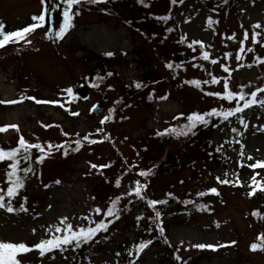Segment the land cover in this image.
<instances>
[{
	"label": "rangeland",
	"instance_id": "obj_1",
	"mask_svg": "<svg viewBox=\"0 0 264 264\" xmlns=\"http://www.w3.org/2000/svg\"><path fill=\"white\" fill-rule=\"evenodd\" d=\"M48 3L0 0V22L13 28L39 14ZM234 9V13L225 12L222 0H177L175 4L171 0H145L144 4L138 0L89 4L85 0L73 18V27L61 38L45 36L43 30L49 27L46 12L44 26L27 35L29 43L0 47V77L7 78L2 88L13 87L18 100V108L0 103V127L9 126L0 131L1 147L14 145L21 136L30 143H41L45 151L74 135L94 140L74 156H62L58 147L51 149L41 171L12 197L15 211L0 208V240L36 243L54 235L46 231L47 226L59 224L64 217L74 228L97 222L108 195L127 193L131 183L142 180L140 171L162 157L168 137L157 135L158 130L185 123L186 114L192 111L235 106L237 98L229 101L223 95H202L192 85L181 84L171 76L166 62L178 69L195 60L185 74L179 69V76L217 77L216 83H210V93H223L225 79L230 91H240L242 85L249 99L251 92L264 88V0H237ZM52 12L55 27L62 17L59 9ZM165 15L169 19H158ZM257 22L260 26L254 27ZM245 31L248 38L241 50ZM254 31L260 34L256 43L252 41ZM202 50L209 54L207 60L200 55ZM109 52L113 55L105 54ZM82 84H91L86 98H79L74 89L71 94L65 91ZM256 98L264 99V91L257 92ZM94 104L102 108L100 113L91 112ZM178 113L185 116L174 120ZM104 116L110 118L101 124ZM207 119V124L193 129L188 142L200 161L199 177L187 168L172 171L158 179L157 187L142 189L141 204L150 207L147 200L154 191L159 195L171 190L177 196L184 192L193 198L202 192L208 196L209 209L195 213L185 224H162L151 216L170 258L180 264H264V227L258 228L249 213L256 189L264 192V167L249 166L264 161V104L245 108L227 120ZM4 165L0 161V172ZM217 177L230 182L220 183ZM210 187L217 192H207ZM21 204L27 211L21 210ZM138 205L131 209L132 214L140 212ZM97 206L102 209L99 215L93 211ZM154 212L151 206L150 213ZM140 232L122 220L115 222L110 238L79 264H120L121 250L136 241ZM260 234L261 249H251ZM200 243L217 247H195ZM160 251L156 244L144 247L140 264H167ZM18 259L21 264H72L61 251L41 256L33 249L18 254Z\"/></svg>",
	"mask_w": 264,
	"mask_h": 264
},
{
	"label": "snow or ice",
	"instance_id": "obj_2",
	"mask_svg": "<svg viewBox=\"0 0 264 264\" xmlns=\"http://www.w3.org/2000/svg\"><path fill=\"white\" fill-rule=\"evenodd\" d=\"M89 4H99L104 2V0H86ZM138 2L144 4L145 0H138ZM177 0H171V3L175 4ZM40 3L42 6L45 5V0H40ZM85 3V0H49V3L46 7H42L39 14H34L31 17L32 22L28 23L26 26L16 28L15 30H9L5 31V25L3 22H0V47H3L9 43H16L23 41L25 44L29 43V41L26 39L27 35L35 30L38 27H43L45 24V15L47 12V22L49 24V27L47 28V31L45 32V36L54 35L57 39L61 38L70 28L73 27V18L75 15L79 14L80 6ZM147 6V5H145ZM75 8V10H74ZM52 9H59V15L62 17V19L59 21L57 26H53L54 16ZM101 11H107V9H100ZM158 19L167 20L169 17L167 15L158 17ZM208 22L211 23V17H208ZM259 22L254 27H259ZM259 33L253 32L252 33V41L253 43H256L259 37ZM248 38V32H244V39L240 41L241 44V50L243 49L244 40ZM183 39V37L181 38ZM193 43L196 44H202L201 41H193ZM264 46V45H262ZM251 50V49H249ZM106 55H113V53H105ZM200 55L207 60L209 58V54L206 51H201ZM227 53L225 54V57H227ZM239 50L237 52V59H239ZM215 62V61H213ZM166 67L172 68L173 64L171 62H166ZM221 67H224L227 71L230 70L227 69L226 65H221ZM96 79H100V77H96ZM217 77L213 76L211 80H206L204 83H216ZM187 83L194 84L199 86V82L196 80H190L187 81ZM136 87H141V84L139 82L135 83ZM111 87V86H110ZM68 94L72 93V88L69 87L65 90ZM264 91V88H257L255 91L251 92L250 96L251 98H248L247 93L244 92L243 86H240V91H230L229 90V84L228 80H224V91L223 93L220 92H214L209 93L210 95L214 96H221L225 97L227 100L232 101L234 98L236 99L235 106L229 107L227 109H221L217 110V108H211L207 112H198V111H192L190 113L186 114V120L185 123L182 125H169V127L164 128L162 130L157 131V135H166L169 133L172 134H184L187 135L193 131V129L196 128L197 125L201 124H207L208 123V117H218L221 120H227L229 116L236 115L237 113L242 112L245 108H249L257 103L264 104V99H257V92ZM30 99H35L31 98ZM243 101V103H241ZM14 103L16 101H0V103ZM39 102V101H38ZM50 103H57V101H50ZM96 106L93 105V108ZM112 110L109 109V112ZM76 113H73L75 115ZM178 116H185L184 113H178L177 116H174L173 119L176 120ZM109 116L102 117L100 123L103 124L107 119H109ZM241 122L243 123V118L240 117ZM9 127L8 125H5L3 127H0V131L5 130V128ZM10 127L16 128V125H11ZM97 131H100V129H97ZM235 131V129H233ZM67 135V133H65ZM85 141L89 140V137L86 135L83 137ZM80 140L77 139L76 144L79 145ZM53 147H60V145L53 146L49 145V148L47 151L42 147L41 143L35 142L30 143L26 141L23 136H21L16 144V146L10 147L8 149H4L0 147V161L8 160L10 161L7 164V170H6V189H0V208H5L8 212H13L15 209L12 206L11 199L12 197L16 196L18 194V190L22 189L24 187V176L28 174L32 170L31 165L25 166L23 168L19 167V164L21 161H28L31 159L30 150H38L40 152L39 155L35 156V161L37 163L41 162L43 158L49 154L51 149ZM219 150V149H218ZM257 165H260L264 167V161H257L255 164L249 165L252 168L257 167ZM93 167H107V165H93ZM127 171V169H125ZM19 172H23L24 176L18 175ZM151 172V169L147 170H141L140 175L145 176L148 175ZM253 181H255V176L252 178ZM217 180L220 183H229L230 181L222 180L219 177H217ZM239 181L237 180V183ZM120 181L119 179L116 180V184L119 185ZM45 187H47L45 185ZM146 185H143L140 183L139 180L136 181V187L130 189V192H134L137 197L142 198V189H144ZM209 193H216L217 189L215 187H210L206 190ZM128 195V193H121L120 196H116L113 198L107 205V209L103 210V216L109 217L116 215L118 213V209L116 205L120 201L121 196ZM167 195H171L170 193ZM196 195L201 196L204 195L202 192L196 193ZM251 195V192L249 193ZM7 197V201H6ZM164 201H157L153 199H148L147 204L148 206L156 205L157 203H163ZM185 203H188V201H185ZM20 208L22 211H27L26 208H24L23 204L20 205ZM93 211L99 215L102 212L101 207L97 206L93 209ZM160 212H156L155 216L157 219L160 217ZM85 219H89L88 217H85ZM139 219V217H138ZM111 223V220H108L107 222L104 219H100L98 222H90L89 225L85 226L84 224H81L78 227H73L70 223H67V218H60V223L56 225H48L46 228V231H52L55 234L49 235L47 238H41L38 242L33 244H27L26 242H11V241H5L0 240V264H21V261L18 259V254L29 252L33 249L39 250V254L43 256L46 252H50L53 249H60L63 251L65 248L71 246L72 248H79L81 244H86L89 241H92L93 238L96 236L98 232L101 230H105L107 228V224ZM150 230V229H149ZM33 232H35V229H33ZM149 243V241H141L138 244H134L133 247L136 250V254L138 255L139 252ZM197 248H214L217 247V245L213 244H204L200 243L195 245ZM258 247L256 243L250 244V248L255 250ZM118 255V254H117ZM131 255V253H130ZM179 259V257H177Z\"/></svg>",
	"mask_w": 264,
	"mask_h": 264
},
{
	"label": "trees",
	"instance_id": "obj_3",
	"mask_svg": "<svg viewBox=\"0 0 264 264\" xmlns=\"http://www.w3.org/2000/svg\"><path fill=\"white\" fill-rule=\"evenodd\" d=\"M237 0H222L223 4V10L227 13H234L236 9H234V6L236 4ZM31 18L25 20L22 24H16L13 28H10L6 22H3L5 25L4 30H15L16 28L26 26L28 23H31ZM48 25V22L46 23ZM44 32L47 30L44 29ZM149 43H152L151 40L147 39ZM55 42V41H54ZM195 61V60H194ZM194 61H189L186 64H183V66H179V68H170V74L175 78L177 81H180L181 84L184 85H192L199 93L208 95L210 93L209 88L210 83H204L206 81L205 79H198V78H183L187 66L193 63ZM197 62H194V65ZM182 70V75H180V70ZM190 80H196L199 82V86L187 83V81ZM184 123H181L182 125ZM168 137V142L163 150L162 157L157 162V164L151 166L149 169H151V172L148 175H145L142 177V180H140V183L145 184L147 186H153L157 187L159 178L164 177L166 174H172V171L176 170H182L184 168H187L188 171L192 174V176L199 177L200 172L198 171L199 167V159L194 155L195 151L193 149L191 150V147L188 146V142L190 141V133L187 135L184 134H166ZM77 139L80 140L79 145L76 144ZM18 142V141H17ZM17 142L14 145H10L9 147H2L4 149H8L10 147L16 146ZM91 144H94V140L92 138H89V140L85 141L80 136L74 135L73 137H70L68 139H63V141L59 142L58 145L60 147L57 148L58 152L61 153V155L65 156H74L75 154L83 152L85 150L86 146H91ZM1 147V146H0ZM40 152H35L34 150H30L31 159L28 161H21L19 164L20 168H23L25 166L31 165L32 170L28 172L26 176H24L23 172H19L18 175L24 176V183L28 181L30 177L35 173L36 171H41L42 161L37 163L35 161V156L39 155ZM44 159V158H43ZM5 165L3 167V171L0 172L2 176L3 183L0 184L1 189H6V170H7V164L10 162L8 160H5ZM192 178V177H191ZM135 181L130 184L129 191L127 192L128 195L121 196L120 201L116 205L118 209V213L113 216L105 217L103 216V213L99 217L100 219H104L106 222L108 220H111V223L107 224V228L105 230H101L96 234V236L93 238L92 241H89L86 244H81L79 248H72L71 246L65 248L63 251L60 249H53L49 253L61 251L69 255V261L72 264H79V262H82L83 260H89L90 256L93 254V250L98 245L106 242L110 238L111 235V226L112 224H115V222L122 220L124 225L133 226L134 229L141 231L138 236H136V241L133 242L131 245H129L127 248H123L121 251V258H120V264H140L139 257L140 252L137 255L136 250L134 249L133 245L138 244L141 241H149L147 243V246L156 244L160 249V257L161 260L166 262L167 264H180V262L177 260H173L170 258L171 254H168L167 252V246L165 243H163L162 239L159 238V235L156 233L155 228V219H153L151 216H155L156 212H160V217L158 219L159 222L162 224H168V225H179V224H185L188 220H190L193 216H195V213L206 211L210 207V202L208 200V196L201 195V196H195L194 198L191 197L189 194H185L184 192L181 194V196H177L174 191L171 190H165L161 194L156 195V191L153 192L152 198L153 200L157 201H164L163 203H157L156 205H153L155 208L154 214L150 213L151 207H145V205L141 204L144 200L143 192H142V198L137 197L134 192H130V189L135 188ZM171 195H167V194ZM120 196V195H119ZM113 194L108 195L105 203V210L107 209L108 203L115 198ZM185 201H188V203H185ZM253 204L251 208L249 209L250 217L252 219V222L255 223V225L258 226V228L263 229L264 227V192L260 190V188L256 189V194L253 198ZM141 204V205H138ZM140 209V212L138 214H132L131 209L135 206ZM131 216V218H130ZM139 217V219H138ZM132 219V220H131ZM98 220V221H99ZM97 221V222H98ZM131 221V222H129ZM114 227H112L113 229ZM150 229V230H149ZM262 234L260 236H257L256 243L258 247L255 250L261 249V239ZM131 253V255H130Z\"/></svg>",
	"mask_w": 264,
	"mask_h": 264
},
{
	"label": "bare ground",
	"instance_id": "obj_4",
	"mask_svg": "<svg viewBox=\"0 0 264 264\" xmlns=\"http://www.w3.org/2000/svg\"><path fill=\"white\" fill-rule=\"evenodd\" d=\"M6 79L4 77L3 78L0 77V90L1 89L3 90V93L0 92V94L1 95H4V97H1L0 101H16L14 103H6L5 102V103H2V104L5 105L6 108L7 107H15V108H18V107H16V104H17L18 100H17V96H15L16 94H15L14 88L11 87V86H7V87H3L2 88V84L1 83L4 82V81H6ZM11 95H13V96H11ZM44 102L39 101V103L46 104ZM48 104H50V103H48ZM13 116H15L16 118L18 117V115H17L16 112L13 114Z\"/></svg>",
	"mask_w": 264,
	"mask_h": 264
},
{
	"label": "water",
	"instance_id": "obj_5",
	"mask_svg": "<svg viewBox=\"0 0 264 264\" xmlns=\"http://www.w3.org/2000/svg\"><path fill=\"white\" fill-rule=\"evenodd\" d=\"M72 89H75L78 92V96L82 99L88 96L90 85H82L81 87L72 86ZM96 107L91 108V112L93 113H100L101 107L97 104H94Z\"/></svg>",
	"mask_w": 264,
	"mask_h": 264
}]
</instances>
